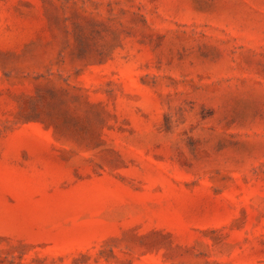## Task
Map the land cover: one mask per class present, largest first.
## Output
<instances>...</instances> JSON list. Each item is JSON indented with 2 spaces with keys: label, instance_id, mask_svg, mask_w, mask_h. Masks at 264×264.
<instances>
[{
  "label": "rangeland",
  "instance_id": "1",
  "mask_svg": "<svg viewBox=\"0 0 264 264\" xmlns=\"http://www.w3.org/2000/svg\"><path fill=\"white\" fill-rule=\"evenodd\" d=\"M0 264H264V0H0Z\"/></svg>",
  "mask_w": 264,
  "mask_h": 264
}]
</instances>
